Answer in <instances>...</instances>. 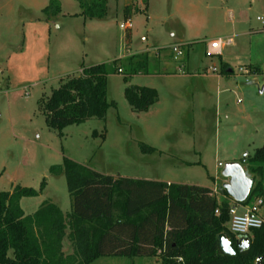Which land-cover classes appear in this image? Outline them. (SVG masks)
<instances>
[{"label":"rangeland","instance_id":"374dc122","mask_svg":"<svg viewBox=\"0 0 264 264\" xmlns=\"http://www.w3.org/2000/svg\"><path fill=\"white\" fill-rule=\"evenodd\" d=\"M58 1L61 13L48 15L43 9L50 0H0V190L11 191L17 184L39 189L46 179L42 194L22 198L26 214L45 203L69 211L66 178L50 172L64 155L114 176L212 185L209 175L218 162H228L230 152L241 161L264 144V21L259 19L264 20V0H108L101 19L80 15L77 0ZM128 3L139 4L142 11L127 18ZM127 20L131 28H121ZM218 38L233 43L222 54L207 55V43ZM176 44L182 45L181 55L172 50ZM144 52L148 73H136L130 84L157 89L159 101L149 112H135L128 103L122 64V72L108 77L107 98L117 107H110L104 119L68 125L62 135L48 124L45 100L68 74H79L82 65ZM224 64L232 70L227 75L221 73ZM214 65L218 72L210 69ZM226 106L237 109L230 111L235 115L228 113L231 118L246 111L257 130L232 141L221 124ZM142 142L158 151L143 153ZM222 170L219 185L228 181H222ZM214 190L221 201L218 185ZM63 252H73L68 235ZM130 260L102 257L91 264Z\"/></svg>","mask_w":264,"mask_h":264},{"label":"trees","instance_id":"16d2710c","mask_svg":"<svg viewBox=\"0 0 264 264\" xmlns=\"http://www.w3.org/2000/svg\"><path fill=\"white\" fill-rule=\"evenodd\" d=\"M77 1L79 14L86 18L101 19L107 14L108 0ZM124 10L127 18L132 11H142L137 4ZM43 11L57 15L61 4L50 0ZM131 36L127 33V46ZM188 53L185 46L184 61ZM148 63L149 55L144 52L82 65L79 74L67 75L46 98L43 111L48 124L62 135L68 125L92 117L104 119L110 107H117L107 98L108 77L122 72V64L127 70L124 93L128 103L135 112L149 111L159 100L157 89L130 84L136 73H148ZM228 69L224 64L221 73L229 74ZM140 148L143 153L158 151L143 142ZM239 162L253 179L248 198L240 203L247 205L264 194V144ZM50 172L64 174L70 212L65 214L54 203H45L31 214L24 212L22 198L42 194L45 178L39 189L17 184L11 191L0 190V264H91L102 257H159L162 264H257L261 257L264 264V227L252 231L250 248L240 252L228 228L233 199L223 184L218 186L219 201L214 189L206 186L114 176L65 155ZM221 233L230 238L235 254L223 252L218 239ZM67 235L73 243L71 254L63 252Z\"/></svg>","mask_w":264,"mask_h":264},{"label":"built area","instance_id":"2783aa9c","mask_svg":"<svg viewBox=\"0 0 264 264\" xmlns=\"http://www.w3.org/2000/svg\"><path fill=\"white\" fill-rule=\"evenodd\" d=\"M259 19L264 21L262 18ZM131 26V21L128 20L125 23L120 24V27L125 29L131 28ZM232 43V38H218L211 40L208 42L206 54L209 56L222 54L223 49ZM181 46L182 45L178 44L172 46L175 56L181 55L183 53ZM210 69L213 72H218V69L215 65L210 67ZM240 70H243V72L246 73L245 69L240 68ZM214 192L216 193L217 191L214 190ZM241 208L243 209L242 211L239 210ZM229 214L230 220L228 222V228L231 233H233L236 238H238L240 235H250L253 230L264 227V194L247 205H242L233 200L230 205Z\"/></svg>","mask_w":264,"mask_h":264},{"label":"crops","instance_id":"0c3cea01","mask_svg":"<svg viewBox=\"0 0 264 264\" xmlns=\"http://www.w3.org/2000/svg\"><path fill=\"white\" fill-rule=\"evenodd\" d=\"M131 2V1H130ZM140 3V2H139ZM130 3H128V5H129ZM138 6H139V4H138ZM263 30H264V28H262ZM183 43V42H182ZM184 44H187V43H184ZM207 46H208V43H207ZM192 47V45H188V50H189V53H190V48ZM206 50H207V48H206ZM189 53H188V57H189ZM188 57H187V60H188ZM186 60V61H187ZM82 70V67L79 69V71H81ZM228 73H230L232 70H230V68L228 69ZM69 75V74H68ZM263 79H264V77H263ZM40 81H44V80H40ZM40 81H38V82H40ZM47 81V80H46ZM131 81V80H130ZM37 82V83H38ZM36 83V84H37ZM138 85V84H137ZM229 91H231V93L233 94V93H235V91H233V90H229ZM159 101V100H158ZM158 103V102H157ZM157 103H155L150 109H149V111L153 108V107H155V105L157 104ZM227 107V106H226ZM228 108V110H226L225 109V112H226V118H224L223 120H222V127H224V132L225 133H231L232 135L231 136H233L232 137V141H234L235 139H236V136H238V137H240L241 139H243V138H247V137H243V135H245V134H248L249 132H250V130H252L253 129V127L254 128H256V130H257V125H256V123H255V121L254 120H252L249 116H246V111H245V113L243 112V113H240V115H238V114H236V115H238L240 118L239 119H235V117H233V118H231L230 116L231 115H235V114H233L232 112H230V111H233V112H235L237 109L234 107H232V109L230 108L229 109V107H227ZM256 110H257V112L258 113H261L262 112V108L261 107H258V108H255ZM148 111V112H149ZM228 113H231V115H229ZM234 134V135H233ZM237 134V135H236ZM245 150L246 149H244V152H245ZM243 152V153H244ZM246 153V152H245ZM248 153V152H247ZM246 153V154H247ZM238 159H239V154L238 153H232V152H230V154H229V159L227 160L228 162H230V161H238ZM227 163V162H226ZM225 163V164H226ZM221 164V165H220ZM221 167H222V169H223V167H224V165L222 164V162H218V165L216 166V172H215V174H210L209 175V177L211 178V182H212V185H206V184H198V185H201V186H206V187H209V188H212V189H215L216 187H217V185L219 186V175H220V169H221ZM128 177H130V176H128ZM132 178H144V179H153V180H160V181H167L168 183H180V182H175V181H172V180H166V179H164V178H162L161 176H156L155 178H150V177H147V176H145V177H132ZM228 178H226L225 179V177L223 176L222 177V181L223 182H225V180H227ZM222 182V183H223ZM70 210H71V205H70V208H69V211H67V212H65L64 211V213L66 214V213H68V212H70ZM240 211H242L243 209L241 208V209H239ZM36 211V210H35ZM65 243V242H64ZM65 247V246H64ZM65 249V248H64ZM71 253H73V252H71ZM71 253H65V254H71ZM125 258H128V259H132V261L130 260V261H125L126 263H128V262H130V264H140V263H138L134 258H142V260H144V262L142 263V264H159V263H161L162 264V261H161V259L159 258V257H132V258H130V257H125Z\"/></svg>","mask_w":264,"mask_h":264},{"label":"water","instance_id":"95a60500","mask_svg":"<svg viewBox=\"0 0 264 264\" xmlns=\"http://www.w3.org/2000/svg\"><path fill=\"white\" fill-rule=\"evenodd\" d=\"M264 90V86L262 88ZM222 175L228 178V181L223 184V188L226 189L230 197L237 203L244 202L252 189L253 179L246 173L245 168L239 161L227 162L222 170ZM221 249L226 254H235L236 251L232 246V241L224 233L218 236ZM236 244L240 252H243L250 248L251 238L249 235H240ZM262 258L259 257L257 264H261Z\"/></svg>","mask_w":264,"mask_h":264}]
</instances>
